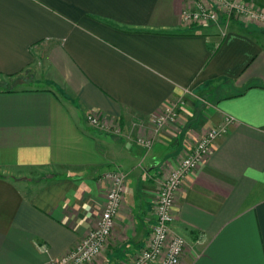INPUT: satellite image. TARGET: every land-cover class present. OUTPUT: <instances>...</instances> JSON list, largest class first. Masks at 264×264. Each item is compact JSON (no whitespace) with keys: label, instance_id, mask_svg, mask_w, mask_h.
I'll return each instance as SVG.
<instances>
[{"label":"crops","instance_id":"obj_1","mask_svg":"<svg viewBox=\"0 0 264 264\" xmlns=\"http://www.w3.org/2000/svg\"><path fill=\"white\" fill-rule=\"evenodd\" d=\"M207 1L0 0V264H44L75 246L114 170L127 175L125 199L91 264L128 261L162 181L225 116L235 124L176 198L174 227L189 242L180 264H264V27L183 21ZM187 88L190 128L167 126L144 149L148 119ZM196 93L209 106L197 115ZM89 113L113 129H93Z\"/></svg>","mask_w":264,"mask_h":264},{"label":"built area","instance_id":"obj_2","mask_svg":"<svg viewBox=\"0 0 264 264\" xmlns=\"http://www.w3.org/2000/svg\"><path fill=\"white\" fill-rule=\"evenodd\" d=\"M257 1L259 0H211L210 4L199 2L195 8L184 9L181 16L189 25L218 24L224 18L226 24L238 21L264 27V7L258 5ZM192 94L190 89H185L148 119L152 130L151 137L138 138V143L144 149L150 150L155 144V137L167 125H174L181 118L179 110L186 105L187 97ZM86 121L98 131L113 129L97 113L87 114ZM234 124L233 117L225 116L217 125L207 130L197 143L185 150L180 162L160 184L154 207L155 223L145 245L122 264L181 263L189 242L174 227L176 198L186 178L196 171L216 140L225 135ZM114 132L119 133L120 127L114 129ZM103 179L108 183L107 201L96 227L64 255L44 264H91L101 255L112 236L115 220L125 199L127 175L121 171H111L104 174Z\"/></svg>","mask_w":264,"mask_h":264},{"label":"rangeland","instance_id":"obj_3","mask_svg":"<svg viewBox=\"0 0 264 264\" xmlns=\"http://www.w3.org/2000/svg\"><path fill=\"white\" fill-rule=\"evenodd\" d=\"M209 1V2H208ZM207 2L208 3H211V0H208ZM206 3V2H205ZM208 3H206V4H208ZM24 76H26V75H24ZM22 77L21 79H16V78H10V79H4V80H2V85L3 86H1V89H6V88H16L17 87V82L18 81H20V80H23V79H25V77ZM27 77V76H26ZM196 95V97L194 98V100L196 101V103H195V105H197L198 107H192V110L195 112V114L197 115V113L198 114H200L201 112H203L205 109H208V104L205 102L206 100H205V97L201 94V93H199V94H195ZM194 105V106H195ZM187 109H188V111H187ZM184 111H187V113L186 112H184ZM183 112H184V114H183ZM179 114H180V119L174 124V126H176V128H178V130H180V131H182V130H186V129H189L190 127H189V119H188V116L190 115V114H192L191 113V111L189 110V108L187 107V102H186V105L184 106V107H182L180 110H179ZM167 126H171V125H167ZM166 126V127H167ZM210 128H212V127H210ZM209 128V129H210ZM208 129V130H209ZM176 130V129H175ZM182 159V158H181ZM115 171V170H114ZM108 172H111V171H108ZM106 174V173H105ZM104 176V175H103ZM103 179V178H102ZM104 180V179H103ZM105 181V180H104ZM103 252V251H102ZM102 252H101V254H102ZM122 264V263H121Z\"/></svg>","mask_w":264,"mask_h":264}]
</instances>
